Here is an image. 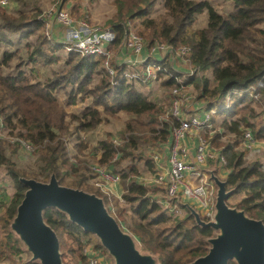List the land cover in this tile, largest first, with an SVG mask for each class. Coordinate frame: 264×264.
Instances as JSON below:
<instances>
[{
    "label": "trees",
    "instance_id": "1",
    "mask_svg": "<svg viewBox=\"0 0 264 264\" xmlns=\"http://www.w3.org/2000/svg\"><path fill=\"white\" fill-rule=\"evenodd\" d=\"M154 1L113 0L115 11L106 25L112 31L108 41L112 74L107 72L99 55L74 50L58 53L63 44L49 35L44 27L46 20L37 15L38 11L0 6V41L11 44L8 34L25 39L26 53L25 58L20 56L18 47L0 52V121L2 129H7L0 135V168L14 186L0 213V260L9 264L22 261L19 242L7 228L25 188L18 177L45 180L54 172L62 184L87 188L88 175L81 172L83 163L79 160L77 163L75 156L72 159L69 155L65 137L75 135L77 141L73 145L80 149L84 144L78 131L93 128L104 116L117 112L128 115L120 129L121 143H114L107 132L98 140L100 153L96 161L118 173L122 191L115 196L95 186L93 192L102 195L120 225L136 236L142 248L156 254L161 264H183L203 254L207 247L204 238L212 234V229L197 225L184 207H179L184 209L181 214L170 210L168 205L175 203V199H167L168 205L164 204L154 195L162 188L146 185L138 178L140 164L150 172L154 170L150 148L165 142L171 126L178 123L175 116L164 114L171 99L170 88L186 84L195 89L193 105L205 110L214 107L216 113L223 115L219 129L207 136L212 147L223 156L226 188L234 187L232 194L238 195L232 205L264 223V160H247L246 147L239 148L245 128H249L254 138L264 140V123L254 126L253 121L264 110V27L260 25L264 22V0H230L224 12L215 9L208 0H161L163 12L150 15ZM203 10L205 24L193 28L191 23ZM127 22L143 38L146 47L152 43H165L173 49L187 47L184 63L193 72L182 78L184 72L172 66L167 56L147 57L132 66L117 63L113 56L119 50ZM178 60L181 61L175 58L174 62ZM53 62L59 63V69H53L43 79L31 78L23 68L29 63ZM147 62L161 66L156 78L164 74L160 84L168 87L165 100L149 98L135 86L136 82L143 83L140 78L135 82L123 74L125 71L140 74ZM60 89L66 104H73L78 96H88L90 102L79 115L70 113L54 94ZM8 136L14 140L10 141ZM222 136L224 140L220 141ZM18 139L32 145L35 169L26 171L15 164L13 158L21 148ZM145 149L149 150L147 154ZM122 160L126 162L120 167ZM209 162L214 163L212 159ZM120 200L128 210L119 205ZM43 218L55 230L60 245L84 262L80 248L87 232L53 207L44 209Z\"/></svg>",
    "mask_w": 264,
    "mask_h": 264
},
{
    "label": "water",
    "instance_id": "2",
    "mask_svg": "<svg viewBox=\"0 0 264 264\" xmlns=\"http://www.w3.org/2000/svg\"><path fill=\"white\" fill-rule=\"evenodd\" d=\"M214 186L212 210L207 219L178 195L175 199L194 222L209 227L212 234L205 237L206 251L183 264H264V223L251 217L241 208L231 205L227 198L234 187L212 165L205 169ZM24 185L22 196L15 205L7 228L27 252L26 262L64 264L55 230L44 220L43 211L53 207L84 232L94 236L96 244L108 255L111 264H161L156 254L142 248L135 235L122 227L109 212L102 196L83 188L62 184L54 172L45 180L19 176Z\"/></svg>",
    "mask_w": 264,
    "mask_h": 264
},
{
    "label": "built area",
    "instance_id": "3",
    "mask_svg": "<svg viewBox=\"0 0 264 264\" xmlns=\"http://www.w3.org/2000/svg\"><path fill=\"white\" fill-rule=\"evenodd\" d=\"M11 0H0V6L6 7ZM51 15L44 17L45 20L49 18L53 19L65 29L61 34V42L65 50H74L80 54H92L102 57V62L109 74H112V66L109 65L108 59L111 57V50L108 47L109 38L112 36V31L109 27H90L84 21H75L69 10L65 7L56 6L55 9L50 10ZM48 13H50L48 11ZM48 13L46 15H48ZM47 22V21H46ZM127 28L124 30L121 45L119 47L118 55L113 56L117 63L124 62L127 66H132L144 61L147 57L152 59H160L167 56L170 63L174 62L175 58L184 60V53L187 51V47L179 46L177 48H171L165 43H152L149 47H146L143 38L126 23ZM124 51L127 54H124ZM161 66L147 62L142 68L140 74L135 71H125L127 79L133 81H141L147 83L156 78L157 70ZM164 69V67L162 68ZM193 72V69L187 68L185 75H189ZM164 76V74H162ZM180 79V78H178ZM147 85V84H146ZM189 84L173 86L170 88V103L166 109V113L171 116H175L178 119V123L172 125L169 131L171 137V143L168 147L167 164L168 170L166 173L156 172L154 178L156 182H161L164 185V193L167 196L179 195L181 197L188 198L192 201L195 209L200 213L203 219H207L213 204V192L214 186L208 175L204 172V164L208 159L214 158L217 162H224L223 156L210 144L208 136L205 134H197V140L195 143L193 156L191 160H187L186 150L180 146L179 139L188 131L206 130L213 131L211 113L215 111V108L202 109L198 106H193L194 103L192 95H190L187 89ZM189 104V107L186 106ZM261 116L264 121V110L261 112ZM2 123L0 121V135L3 133ZM10 141L14 140V137H9ZM254 136L248 128H245L242 132L240 145L246 148H250L253 143ZM21 148H25L28 151L32 150V145L23 140L18 139ZM114 143H118L117 140L112 139ZM154 160L156 154H151ZM218 163V164H219ZM203 167V168H202ZM94 173L96 181L94 184L102 187V185L114 184L119 181L118 173L109 165L93 163L90 166ZM185 172L194 174L195 180L189 182L185 179ZM4 201L2 190L0 189V203ZM168 205V201L163 202ZM170 210L178 211L179 206L176 203L168 205ZM81 252L84 259V264H102V261L108 255L105 251L97 247L86 237L82 238ZM107 256V257H105Z\"/></svg>",
    "mask_w": 264,
    "mask_h": 264
},
{
    "label": "rangeland",
    "instance_id": "4",
    "mask_svg": "<svg viewBox=\"0 0 264 264\" xmlns=\"http://www.w3.org/2000/svg\"><path fill=\"white\" fill-rule=\"evenodd\" d=\"M209 3L218 11L224 12L228 9L230 5V0H208ZM15 5L14 6H6L8 10H14L17 9L18 7L21 9V11H38L37 15H42L44 17L51 15V11L56 8V6H61L65 7L69 10L70 14L74 18V20L77 21H84L86 24H88L90 27H106L108 25V20L111 18V15L115 11V5L113 0H15ZM73 8H72V7ZM154 8L153 11L151 12L150 15H155L157 13H162L163 8L161 6V0H156L154 1ZM10 7V8H9ZM48 11L50 13H48ZM48 13V15H46ZM206 22V12L203 10L202 12L196 14L194 21L191 23V26L193 28L196 27H201L205 24ZM139 25V24H137ZM262 27H264V22L260 24ZM45 29H47L46 25L44 26ZM138 28V26L136 27ZM9 39L12 41L10 42L11 44H8V42H5L3 40L0 41V52L3 49H13L15 47H18L19 49V55L23 56L24 58L26 57V53L23 49V43H25V39H18L14 34H8ZM55 38L56 40H61V38H56V36H51ZM30 39H33V36H31ZM58 53H64L65 49L62 47L61 49L58 50ZM16 58H14L12 61H14ZM182 61L178 60V62H173L171 65L174 66L177 69H181L183 67V64L181 63ZM13 64V62H11ZM59 63H49V64H39V63H29L23 66L25 69V72L31 76V78L34 79H43L44 77L51 75V71L53 69H59ZM188 67V66H186ZM8 69V68H7ZM187 68L185 69L186 73ZM208 74V73H207ZM163 77L161 75L159 78H155L151 81H148L147 83H135V86L137 87L138 90L146 93L149 98L151 99H158L159 101L165 100V94L168 91V87H164L160 84V79ZM147 84V85H146ZM187 89L190 92V95H193L195 92V89L191 86L188 85ZM54 94L59 101L60 104L64 107V109L70 113H74L76 115L80 114V111L84 107V105L89 104L90 98L88 96L84 97H77L76 101L73 104H66L65 103V94L62 89L54 91ZM189 107V104L186 106V108ZM257 110H259V107H256ZM128 117L127 114L123 112H117L114 115H106L104 116V119L102 122L98 123L96 126L93 128L87 129V130H79L78 131V136L82 139V143L84 144V147L82 148H77L76 146L73 145L74 142L77 141V138L75 135L71 134L65 137L66 141V146L68 148L69 155L71 157L74 155L75 156V161L79 160L81 163H83V166L81 168V172L85 175H88V183L86 187L84 188L85 190L88 191H93L95 190V185L93 182L96 181L95 177L93 178V171L91 170L90 166L93 163H97V158L100 153L99 149V143L98 140L102 139L105 137V134L109 132V137L114 140H117L118 143H121V136H120V129L122 128L125 119ZM223 118V115L220 113H215L213 114V119H212V129L213 131L215 129H219V122ZM254 121V126L258 124L264 123L263 118L261 116V112L259 115L253 118ZM72 125L75 124V121L71 122ZM249 129V128H248ZM7 131L6 128H3L1 132L5 134ZM213 131H206L204 130H197V133L205 134L206 136L208 134L209 137L211 136V133ZM250 131V130H249ZM208 133V134H207ZM12 137V136H9ZM252 146L250 148L245 149V158L247 160H251L254 158H259L264 160V140L254 138ZM220 141L224 140V136L219 138ZM211 144V143H210ZM239 148H242V145L239 146ZM145 153L147 154L149 150L145 149ZM73 159V157H72ZM15 164L18 167H21L25 169L26 171H29L31 169H35L36 163H35V154L33 151H28L25 148H20L19 151L17 152L16 156L13 158ZM208 161H205V164L208 165ZM213 162H209L210 166H216L218 165L219 162H217L215 159H212ZM216 161V162H215ZM126 162V160H122L118 166L122 167V165ZM76 163V162H75ZM78 163V161H77ZM139 165V164H138ZM140 169H141V175L145 176L147 178V173L145 172L146 170L143 168L142 164H140ZM207 167L203 168L204 172L207 174L206 169ZM218 168V166H217ZM222 170H224L222 168ZM222 170L220 176H223ZM148 171V170H147ZM225 171V170H224ZM226 173V172H225ZM219 175V174H218ZM225 175V174H224ZM90 179V180H89ZM0 189L2 190L3 198L4 201L0 203V213L4 210V204L7 199L12 195L14 192V186L9 178V176L5 173V171L0 168ZM107 192V191H106ZM102 196V195H100ZM179 196V195H178ZM238 195H230L227 198V202L229 204H234ZM180 197V196H179ZM103 198V197H102ZM189 201V200H187ZM119 205L124 206L128 210V206L122 203V201H118ZM110 210H114V207L111 206ZM184 211V209H179L177 213L181 214ZM110 212V211H109ZM111 213V212H110ZM199 213V212H198ZM112 214V213H111ZM113 215V214H112ZM200 215V213H199ZM114 216V215H113ZM201 216V215H200ZM1 227H0V236H1ZM64 236V235H63ZM88 240H90L92 243L96 244V240L94 236L90 233L85 234V236ZM82 237V238H83ZM63 239H65L63 237ZM67 239V238H66ZM73 247H76V244L72 243ZM82 246V244H81ZM59 247L61 251V257L62 261L64 264H84L80 260V257L77 256V254H70L67 252L66 246H61L59 242ZM81 250V248H80ZM63 254V256H62ZM82 254V252H81ZM21 257L22 261H19L17 263L14 262L13 264H26V259L28 257L27 252L22 251L21 252ZM107 257V256H105ZM107 262V259H104ZM0 264H9L7 263V260H0ZM12 264V263H11ZM107 264H111L110 260L107 262Z\"/></svg>",
    "mask_w": 264,
    "mask_h": 264
},
{
    "label": "crops",
    "instance_id": "5",
    "mask_svg": "<svg viewBox=\"0 0 264 264\" xmlns=\"http://www.w3.org/2000/svg\"><path fill=\"white\" fill-rule=\"evenodd\" d=\"M10 2H11L10 3L11 6H14L16 4L14 2V0H11ZM10 4H9V6H10ZM46 21H47L46 22V27H47L46 30L49 33V35L50 36H56V38H59V37L61 38V34H62L63 30L65 29V27L60 25L59 23H57L56 21H54L51 18H49ZM118 53H119V51H117V53L115 54V57H116V55H118ZM124 54H127V52L124 51ZM181 61H182L181 63L183 64V67L181 69H178L180 73L185 72V69L187 68L186 67L187 65L184 63L183 59H181ZM193 106H195V105H193ZM197 134H198L197 132L191 130V131H188L186 134H184L179 139L180 146L184 147V149L186 150L187 160H191L192 159L195 143H196L197 136H198ZM170 138L171 137L168 135V138H167V140L165 142H161V143H159L157 145H154V146H152L150 148L149 156H151V154H156L155 159L154 160L152 159L153 160V164H154V170L152 172H150L149 170L147 171L145 169V167H143L146 170L145 172L147 173L148 176H147V178L145 176H142V175H140L138 177L146 185H149V186H152V187H160V188H162V190L156 191L155 194H154L155 197H157L162 202L166 201L165 193H164V185L161 182H156L155 181L154 174L156 172H161L162 174H164L168 170L167 155H168V152H169L168 147H169V145L171 143V139ZM211 159H214V158H211ZM209 165H210L209 162H208V165L204 164V168L205 167L208 168ZM222 168L223 167L221 166V163L218 164V168L217 167L215 168L216 173L219 174V176L221 174L220 170H222ZM224 170H222L223 176H220V177H224V174L226 172V170L225 171ZM92 179H94V176H93ZM185 179L187 181H189V182H193L195 180V176L192 173L185 172ZM99 189L102 192L107 191L108 193H111V194H113L115 196H119L121 191H122V186H121L120 182L118 181V182H116L114 184H109V185H104V186L102 185V187H99ZM180 199L183 200V201L189 200L188 198L181 197V196H180ZM187 202H189L193 206L191 200H189ZM193 207L195 208V206H193ZM108 261H109V258L107 259V262ZM107 262L105 260H103L102 264H107Z\"/></svg>",
    "mask_w": 264,
    "mask_h": 264
}]
</instances>
